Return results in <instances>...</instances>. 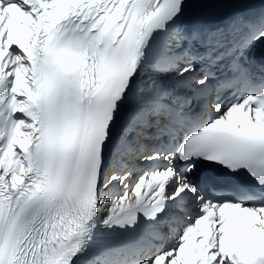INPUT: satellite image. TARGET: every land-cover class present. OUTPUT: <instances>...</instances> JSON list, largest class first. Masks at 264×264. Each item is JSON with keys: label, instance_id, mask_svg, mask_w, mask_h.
Listing matches in <instances>:
<instances>
[{"label": "snow or ice", "instance_id": "6c2138e0", "mask_svg": "<svg viewBox=\"0 0 264 264\" xmlns=\"http://www.w3.org/2000/svg\"><path fill=\"white\" fill-rule=\"evenodd\" d=\"M187 8L0 0V264H264V7Z\"/></svg>", "mask_w": 264, "mask_h": 264}]
</instances>
